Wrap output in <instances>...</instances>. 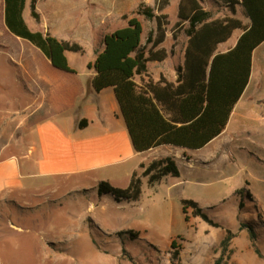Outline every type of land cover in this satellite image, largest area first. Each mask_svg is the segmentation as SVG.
Wrapping results in <instances>:
<instances>
[{
  "label": "crops",
  "instance_id": "0c3cea01",
  "mask_svg": "<svg viewBox=\"0 0 264 264\" xmlns=\"http://www.w3.org/2000/svg\"><path fill=\"white\" fill-rule=\"evenodd\" d=\"M76 1L37 0L40 21H36L27 0L23 13L33 32L50 33L60 41L77 43L84 48V53H66L72 72L55 68L42 51L13 35L6 26L4 2L0 5V54L4 53L11 68L17 70L0 74V203L38 209L46 200L54 203L68 196L77 203L89 199V214L98 206L105 212L109 202L136 207L151 188L165 186L170 191L185 184L181 179L183 168L215 163L234 148L242 149L240 140L243 135H250L246 126L252 127L257 119L264 118L260 107L264 104L256 102L255 98L260 95L264 74L255 73L254 55L250 82L220 136L200 150L163 145L137 152L114 90L95 92L89 88L96 73L88 69V64L95 62L96 51H103L104 36L115 31L101 36L100 29L117 15L108 11L106 14L111 18L100 20L94 0H83L81 7ZM74 10H79L78 14L75 15ZM229 50L224 44L219 47L222 53ZM78 56L86 57L80 69L72 66ZM166 60L150 62L148 68L156 72L138 76L135 82L140 86L149 81L156 84L162 79L175 83L177 75L174 70L167 73ZM168 157L176 160L180 176L166 177L150 185L149 178L143 176L146 168ZM135 176L143 182L139 200L124 202L112 195H99L101 183L127 189ZM237 185L252 192L248 180H240ZM96 221L91 222L97 225ZM135 227L120 231L104 229L103 232L106 235L138 234ZM181 259L186 264L183 254Z\"/></svg>",
  "mask_w": 264,
  "mask_h": 264
},
{
  "label": "rangeland",
  "instance_id": "374dc122",
  "mask_svg": "<svg viewBox=\"0 0 264 264\" xmlns=\"http://www.w3.org/2000/svg\"><path fill=\"white\" fill-rule=\"evenodd\" d=\"M180 1L94 0L100 20L111 18L110 14H106L108 11L117 15L100 29L101 36L127 26L123 18L125 15L136 17L143 25L142 43L145 46L150 32L156 30V21L148 20L138 11L141 5L152 7L156 15L166 16L167 38L160 48L167 52V73L171 74L174 70L176 74L178 66L182 65L180 62L184 61L188 42L183 32L185 26H177ZM201 1L203 8L213 13L214 19L232 15L221 0ZM81 2L83 0L76 1L78 7H81ZM237 9L236 17L246 26L249 25L241 7ZM242 34V30L235 31L224 48H234ZM4 55L0 54V74L17 72ZM85 60L86 57L78 56L72 60V66L80 69ZM254 60L255 73L264 74V43L254 52ZM150 71L156 72L152 68L148 73ZM262 84L260 95L255 98L256 102L264 104V81ZM260 107L264 112V107ZM262 119H257L252 127L246 126L250 135H243L239 143L241 150L231 146L233 152L223 155L222 158H225L222 160L192 166V169L183 168L181 179L185 184L170 191L165 186L151 188L136 207L117 206L109 202L105 212L98 206L94 211L92 208L89 214V199L77 203L68 196L54 203L46 200L40 203L38 209L0 203V264H172L171 243L174 240L182 247L181 254L186 264H214L222 254L221 243L227 231L233 237L226 264H264ZM240 180H248L252 192L237 185ZM183 198L197 202L221 228H214L201 218H194L191 210L190 222L187 223L182 209ZM93 220L98 221L97 225L91 222ZM132 226H136L139 236L134 232L133 235L121 237L103 232L104 229L120 231ZM251 229L255 232L256 240L252 237ZM255 248L261 256L257 255Z\"/></svg>",
  "mask_w": 264,
  "mask_h": 264
},
{
  "label": "trees",
  "instance_id": "16d2710c",
  "mask_svg": "<svg viewBox=\"0 0 264 264\" xmlns=\"http://www.w3.org/2000/svg\"><path fill=\"white\" fill-rule=\"evenodd\" d=\"M221 1L232 14L230 17L214 19L213 13L203 8L201 0L180 1L177 26H185L183 32L188 42L184 62L176 70L175 83L162 79L156 84L149 81L140 86L135 82L136 77L148 74L150 62H163L168 57L166 50L160 48L167 38L166 16L156 15L149 6L141 5L138 11L139 15L156 21V30L150 32L145 46L141 21L125 15L127 26L106 34L103 51H96L95 62L88 64V69L96 73L89 88L95 92L114 90L137 152L163 145L200 150L226 129L234 107L250 82L254 52L264 43V0ZM2 2L6 26L13 35L42 51L55 68L73 71L66 53H84L81 45L30 30L23 17L27 0H0V5ZM238 7L249 25L236 17ZM30 11L32 18L40 21L37 0H30ZM237 30H242L243 34L235 47L219 52L220 45L227 43ZM143 176L148 177L153 186L166 177L178 178L180 171L176 160L168 157L151 163ZM98 191L100 196L112 195L117 201L134 202L142 195L143 182L135 176L127 189H117L103 182ZM248 196L251 198L250 193ZM242 206L243 201L239 207ZM182 209L187 223L191 210L194 218L221 228L193 200H182ZM126 234L134 233L117 235ZM251 234L256 240L252 229ZM232 237L227 231L221 243L222 254L214 264H226ZM181 249L176 240L172 241V264H183ZM255 251L261 256L258 249Z\"/></svg>",
  "mask_w": 264,
  "mask_h": 264
}]
</instances>
